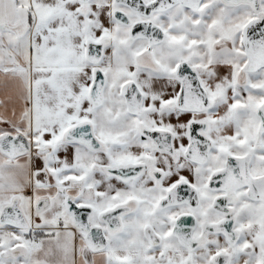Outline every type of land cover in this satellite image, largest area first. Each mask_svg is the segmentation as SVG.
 Listing matches in <instances>:
<instances>
[{"label":"snow or ice","instance_id":"1","mask_svg":"<svg viewBox=\"0 0 264 264\" xmlns=\"http://www.w3.org/2000/svg\"><path fill=\"white\" fill-rule=\"evenodd\" d=\"M0 264H264V0H0Z\"/></svg>","mask_w":264,"mask_h":264},{"label":"crops","instance_id":"2","mask_svg":"<svg viewBox=\"0 0 264 264\" xmlns=\"http://www.w3.org/2000/svg\"><path fill=\"white\" fill-rule=\"evenodd\" d=\"M2 77H0V81H2ZM3 96H4V89H3V85L2 83H0V99H3ZM2 110V109H0Z\"/></svg>","mask_w":264,"mask_h":264}]
</instances>
